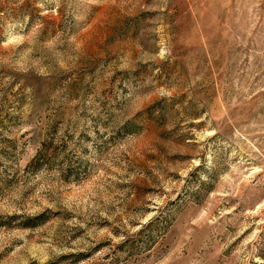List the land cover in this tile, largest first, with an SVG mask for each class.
<instances>
[{"label": "rangeland", "instance_id": "1", "mask_svg": "<svg viewBox=\"0 0 264 264\" xmlns=\"http://www.w3.org/2000/svg\"><path fill=\"white\" fill-rule=\"evenodd\" d=\"M7 1L0 264H264V0Z\"/></svg>", "mask_w": 264, "mask_h": 264}, {"label": "trees", "instance_id": "2", "mask_svg": "<svg viewBox=\"0 0 264 264\" xmlns=\"http://www.w3.org/2000/svg\"><path fill=\"white\" fill-rule=\"evenodd\" d=\"M8 3L9 2L7 0H0V9L1 10H10L11 8H9ZM24 5H20L19 8H22Z\"/></svg>", "mask_w": 264, "mask_h": 264}]
</instances>
